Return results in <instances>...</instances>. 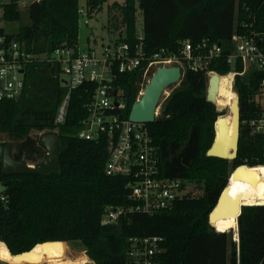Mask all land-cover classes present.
<instances>
[{
  "label": "trees",
  "instance_id": "trees-1",
  "mask_svg": "<svg viewBox=\"0 0 264 264\" xmlns=\"http://www.w3.org/2000/svg\"><path fill=\"white\" fill-rule=\"evenodd\" d=\"M86 18H92L111 0H85ZM115 0L123 30L117 42L142 44L147 56L165 50L180 55L183 43L193 47L219 44L223 55L211 61L209 70L226 76L234 33L247 24L264 33V0ZM20 0L3 6V20L21 23L14 32L0 28V37L25 46L34 55L51 54L60 47H79V0H40L26 7L22 21ZM143 17L142 41L138 40V16ZM22 21V22H21ZM117 29V27H116ZM248 30V29H247ZM249 30V31H250ZM144 69L117 75L114 83L126 100L122 117L128 118L143 89ZM59 70L47 62H34L25 72V89L16 100L0 101L1 150L11 144L17 162L37 166L48 153L32 132H56L60 138L59 169L46 175H5L0 163V243L12 255L48 246L51 241L81 244L91 261L70 264H130L128 239L160 236L165 239L163 264H264V205L244 206L238 218L239 248L233 234L212 227L209 216L233 172L242 166H264V134L250 125L263 113L257 102L264 73L251 70L237 75L233 89L240 101L241 131L238 156L226 160L207 156L224 113L207 101V71L182 70L179 86L161 103L155 122L148 124L158 148L160 177L179 179L201 190L189 193L172 209L153 215L131 213L117 224L104 225L108 207H129V179L105 173L109 158L106 139L87 141L78 137L88 117L86 105L95 85L86 83L71 93L67 119L55 125L56 112L67 88ZM263 203V202H262ZM243 205V204H240ZM218 231H216V230ZM33 253V254H34ZM65 256V254H64ZM66 258V256H65Z\"/></svg>",
  "mask_w": 264,
  "mask_h": 264
},
{
  "label": "built area",
  "instance_id": "built-area-1",
  "mask_svg": "<svg viewBox=\"0 0 264 264\" xmlns=\"http://www.w3.org/2000/svg\"><path fill=\"white\" fill-rule=\"evenodd\" d=\"M79 12L86 18L84 8ZM83 22L89 26L86 20ZM249 30V26L243 24L242 31L234 33L232 37V48L227 56V64L234 69L239 63L243 68L241 73L235 70L230 73L233 75V84L237 75L243 76L251 70L264 73V33ZM142 39L143 35L139 31L138 40ZM222 55L223 48L219 44L193 47L190 43L184 42L180 55H171L162 50L155 55L147 56L141 43L133 48L117 40L103 46L98 52L95 50L80 52L79 47L77 50L60 47L51 54L34 55L28 53L24 45L0 37V101L16 100L22 95L25 89V72L32 63L47 62L56 66L61 84L67 88V93L56 112L55 125L58 127L67 119L72 91L86 83L96 86L90 102L86 105L88 117L83 121L84 129L78 137L87 141L106 139L110 149L105 167L106 175L129 179L128 200L131 205L108 207L104 214L107 218L102 222L104 225L117 224L121 218L131 213L153 215L162 210L172 209L177 201L192 192V188L189 187L191 184L184 187V182L179 179L160 177L158 148L155 146L148 124L134 123L129 117H122L126 100L123 90L114 86L117 75L144 69L143 89L139 93L138 101L157 68L180 66L184 70L187 67L194 71H207L210 77L216 72L209 70V64ZM260 96L264 97V81L261 83ZM161 103L156 110V118L160 114ZM262 109L260 118L250 122L255 132L260 134H264L263 105ZM253 205H264V202ZM233 240L239 248L238 230ZM164 242L165 239L160 236L129 238L127 257L130 264H163L161 256L164 253ZM0 264L12 263L0 258Z\"/></svg>",
  "mask_w": 264,
  "mask_h": 264
},
{
  "label": "water",
  "instance_id": "water-1",
  "mask_svg": "<svg viewBox=\"0 0 264 264\" xmlns=\"http://www.w3.org/2000/svg\"><path fill=\"white\" fill-rule=\"evenodd\" d=\"M40 0H20L19 4L22 7H28L32 3ZM80 37L79 45L84 44L92 36V29L84 22L79 23ZM182 69L180 66H162L156 69L151 76L149 82L145 86L143 93L138 101H136L130 111L129 120L134 123L151 124L156 120V110L159 108L162 97L166 94V90L173 85L179 84L182 79ZM220 75L215 73L209 77L207 101L217 105V96L219 94ZM65 83V81H64ZM116 94V91L115 93ZM171 93L168 94V96ZM167 96V97H168ZM233 119L232 136H228V124L226 123L225 114L218 117L215 123L216 136L210 149L207 151V156L217 157L226 160H234L238 156L240 131H241V113L240 101H234L231 107ZM217 111L223 113L225 108L218 107ZM40 145L44 147L48 153V157L37 166H30L24 162H17L13 158V149L11 144H7L2 150L0 148V163L3 166V173L5 175H26L37 174L46 175L51 171L59 169V151L60 138L56 132L45 134L40 139ZM246 166L237 168L231 178ZM230 183V182H229ZM229 185V184H228ZM228 186L220 194L217 203L209 216V223L212 227L218 219L227 218L229 216H236L238 218L242 213L243 205H240L237 200L230 202L228 196ZM69 241H51L44 242L52 248L62 250V245H69ZM51 249V248H50ZM32 250L24 252L19 255H12L13 257H20L30 255ZM28 258V257H27ZM31 258V257H30Z\"/></svg>",
  "mask_w": 264,
  "mask_h": 264
},
{
  "label": "rangeland",
  "instance_id": "rangeland-1",
  "mask_svg": "<svg viewBox=\"0 0 264 264\" xmlns=\"http://www.w3.org/2000/svg\"><path fill=\"white\" fill-rule=\"evenodd\" d=\"M115 0H111L108 4L104 5L103 9L101 11L95 12L92 16V18H84L81 17V21H87L89 24V27L92 29V36L88 41L84 44L79 45V51L80 52H87L89 50H95L100 51L103 46H106L108 44H111L115 42L118 37L119 33L121 32L122 27L121 24L113 19V17H117L119 19V12L114 9L110 8V6L113 4ZM123 0H120L119 2H122ZM10 0H0V28H4L8 32H14L16 29L21 25V23H8L3 20V6L7 3H9ZM79 4L81 7H86V1L85 0H79ZM21 7L22 10V21L23 23L27 22V15H26V7ZM21 21V22H22ZM117 27V29H116ZM138 31H141L143 28V17L141 14L138 16V25H137ZM62 78H65V76H62ZM179 84L173 85L172 87L168 88L166 90V94L162 97L161 102L165 98V96L168 93H171L176 87H178ZM257 102L261 103L264 106V97L260 96L258 98ZM218 106V105H216ZM225 115L228 114V109H226L223 112ZM32 137L40 138L44 136L43 133L39 132H32ZM0 141L1 142H7L8 138L6 135H0ZM189 187L192 188V193L194 195H199L201 193V190L194 189L193 185H189ZM3 191V188L0 186V192ZM191 191V190H190ZM264 202V201H263ZM239 204H242V202H239ZM246 205V204H244ZM107 218L105 215L102 217V222L105 221ZM216 227V226H215ZM216 230V229H215ZM217 231V230H216ZM227 233H232L233 236L236 234L235 230H229L226 231ZM51 248V249H50ZM62 250L66 256V259H63L66 263H84L89 262L90 260L85 255V249L81 244L72 242L69 245H62ZM62 250H58L55 247L52 248L49 246L48 248L44 247L37 252H35L32 256H42L45 259V264H57L56 256L61 252ZM85 257L84 262H78V257ZM46 257V258H45ZM91 262V261H90ZM89 262V263H90ZM88 264V263H86Z\"/></svg>",
  "mask_w": 264,
  "mask_h": 264
},
{
  "label": "bare ground",
  "instance_id": "bare-ground-1",
  "mask_svg": "<svg viewBox=\"0 0 264 264\" xmlns=\"http://www.w3.org/2000/svg\"><path fill=\"white\" fill-rule=\"evenodd\" d=\"M232 77L233 75L231 74L220 77L219 94L217 96L218 107H223L225 110L228 109V114L225 115V118L229 127V137L232 136L234 119L230 109L233 106L234 101L237 99V94L233 89ZM227 192L229 199L231 200L230 202L237 200L238 203L242 202L243 205L246 204L245 206L262 203L264 201V166H246L241 169L234 178H231ZM236 216L234 215L218 219L213 223V226H216L221 231L235 230L237 233L239 228ZM48 247L49 246H46V248ZM36 248L32 250L30 255L13 257L6 245L0 243V258L12 264H45V259L42 256H32ZM56 259L57 264H68L63 260L66 259L63 250L59 252ZM77 261L84 262L86 260L85 257L80 256Z\"/></svg>",
  "mask_w": 264,
  "mask_h": 264
},
{
  "label": "clouds",
  "instance_id": "clouds-1",
  "mask_svg": "<svg viewBox=\"0 0 264 264\" xmlns=\"http://www.w3.org/2000/svg\"><path fill=\"white\" fill-rule=\"evenodd\" d=\"M30 166H32V165H30ZM35 167V166H34Z\"/></svg>",
  "mask_w": 264,
  "mask_h": 264
}]
</instances>
